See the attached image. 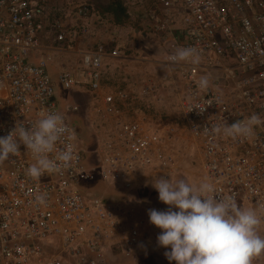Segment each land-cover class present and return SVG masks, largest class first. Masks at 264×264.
Segmentation results:
<instances>
[{
	"label": "built area",
	"instance_id": "1",
	"mask_svg": "<svg viewBox=\"0 0 264 264\" xmlns=\"http://www.w3.org/2000/svg\"><path fill=\"white\" fill-rule=\"evenodd\" d=\"M136 1L160 10L151 27L156 35L170 34L178 21L183 24L181 36L169 44L166 65L175 68L183 84L179 108L200 148L203 179L214 184L218 197H233L240 208L256 210L262 220L258 230L264 233V0ZM93 11L84 4L76 14L86 18ZM89 32L66 28L32 0H0V136L55 112L75 137L67 141L75 152L71 166L38 180L27 174L35 161L23 145L0 162V264H105L111 251L129 259L143 242L157 243L160 229L149 217L136 218L127 202L105 201L79 189L100 178L133 191L144 176H169L175 167L173 130L150 116L128 117L130 91L104 90L109 56L104 43L81 49ZM179 47L194 48L198 62H171ZM64 54L76 55L74 66L56 64ZM50 65L60 68L57 82L63 89L89 93L106 128L93 165H86L77 133L57 102ZM205 76L209 87L203 90L198 83ZM157 93V82L147 79L139 98L159 102ZM253 115L261 123L251 138L213 131ZM39 195L45 196L44 205L37 202Z\"/></svg>",
	"mask_w": 264,
	"mask_h": 264
},
{
	"label": "clouds",
	"instance_id": "2",
	"mask_svg": "<svg viewBox=\"0 0 264 264\" xmlns=\"http://www.w3.org/2000/svg\"><path fill=\"white\" fill-rule=\"evenodd\" d=\"M169 59L194 64L199 54L194 48L179 47ZM198 87L206 90L209 79L202 77ZM260 123V117L253 115L230 125L214 126L213 131L234 139L251 138ZM74 138L63 116L50 112L30 127L16 124L7 136H0V162L20 152L23 145L35 161L27 174L38 180L45 173L71 166L75 152L67 141ZM152 187L168 207L150 209L146 217L160 229L157 243L166 250L169 264H253L255 257L264 255V238L257 231L261 217L254 209L240 208L233 197H218L212 182L205 179L194 184L161 177L154 178ZM36 200L41 205L46 203L44 195Z\"/></svg>",
	"mask_w": 264,
	"mask_h": 264
},
{
	"label": "rangeland",
	"instance_id": "3",
	"mask_svg": "<svg viewBox=\"0 0 264 264\" xmlns=\"http://www.w3.org/2000/svg\"><path fill=\"white\" fill-rule=\"evenodd\" d=\"M99 20V21H95ZM101 24V25H100ZM93 26L96 27L100 34L112 33L120 35L123 44H113L110 42L105 45L108 61L105 63L103 70L104 90L111 91H130L133 97L132 106L129 107L128 117L131 114L145 115L152 117L153 122L163 125L164 129L173 130L174 140L172 142V151L175 158V167L170 174L173 181L177 179H186L190 183H199L204 180L201 173V151L198 143L195 142L189 134L179 108V97L183 84L179 80V75L174 67H167L165 51L168 41L165 36L156 35L153 33L147 34V40L142 39L141 43L137 44L134 37V28L130 26H121L120 31H115L114 25L109 26L107 20L93 19ZM113 40V38H111ZM110 39V40H111ZM135 42V43H134ZM97 44L92 47L95 48ZM122 57V59L114 60ZM120 60L122 62H120ZM34 62L35 60L32 59ZM125 64L127 71L121 72V67L117 65L116 70L113 68V63ZM56 68V67H55ZM49 66L48 70L52 77L55 78L57 102L64 112L65 117L70 121L74 129H77L76 124L81 125L82 133L78 134V146L84 152L85 163L87 166L96 163L95 151L99 144L105 140L106 130L104 124L96 116L95 109L92 105L93 100L84 90L66 91L57 82L58 70ZM140 72V75H138ZM125 74V78L123 77ZM56 76V77H54ZM119 76V77H118ZM126 79L122 81L124 86L117 85V79ZM155 79L158 84L159 102L150 105L147 108L149 101L139 98V91L147 79ZM120 86V87H119ZM119 87V88H118ZM123 87V88H122ZM72 107H77L78 111H70ZM76 123V124H74ZM169 176L162 178L168 179ZM153 176H144L143 180L136 185L135 190L127 191L123 188H113L108 186L100 178L93 181L83 182L79 185V189L84 195H96L100 198H108L116 196L122 199V202H127L136 210V218H145L148 216L150 209L154 208V200L158 197V192L152 187ZM258 234L264 238V233L257 230ZM160 233V232H159ZM158 233V235H159ZM165 249L158 246V243L143 242L135 255L130 259H125L120 256L117 251H111L108 255L105 264H169L165 257ZM258 260V264H264V255L254 258ZM174 264V262H173Z\"/></svg>",
	"mask_w": 264,
	"mask_h": 264
},
{
	"label": "crops",
	"instance_id": "4",
	"mask_svg": "<svg viewBox=\"0 0 264 264\" xmlns=\"http://www.w3.org/2000/svg\"><path fill=\"white\" fill-rule=\"evenodd\" d=\"M32 1L37 2L39 4H43L48 17L50 19L61 20V22L66 28L73 29L75 31H82L83 28L90 29L91 32L84 34L82 37V44H81L82 50H84V48L91 49L93 48L92 47L93 45L95 44L98 45L99 43H104L105 45L109 44L110 42H113V44L125 43L121 40L120 35H114L115 32H113V34L109 32L100 34L97 31L96 27L92 25L93 19L102 18L103 20H107V24H109V26L114 25L116 28H118L115 31H120V28H122L121 26L126 27L132 24L133 26H135L134 37H135V42H137L136 44L137 46L142 41V39H140V36L143 37V39L147 40V36H148L147 34L153 33L151 27L155 22V17L161 14V12H159L160 10L156 8L154 5H150L147 3L141 4L138 3L136 0H116L122 5L125 12V17L124 18L122 17L121 21L118 22L114 14L108 11L110 4L114 0H32ZM84 4L91 5L94 11L86 18H80L76 14L77 8ZM95 21H99V20H95ZM183 29H184L183 24L180 21H178L174 26H172V32L170 34L162 35L165 36L166 40L168 41L167 49L165 51L166 56L168 53L169 44H171L173 37L174 36L180 37ZM111 38H113V40ZM75 56H76L75 54H70V55L64 54L61 58L56 60V64L63 63V65L67 67L74 66L75 61L77 60ZM118 59H122V57L115 58L114 60H118ZM120 62L122 61L120 60ZM113 64H114L113 68L119 65V67H121L122 69L121 72L127 71L128 69L126 68L125 64L116 63V62ZM50 66H52L53 68L56 67V65L55 66L50 65ZM55 69L58 70L57 72L60 71V68L58 66ZM114 69L116 73L117 71L119 73L120 70L118 69L116 70V68ZM138 75L141 76L140 72H138ZM124 76L125 74L123 73V77ZM124 78L120 80L117 79V85L124 86V84L122 83V81L123 82L126 81V79ZM86 93L89 95L88 92ZM158 94L159 93H157V95ZM158 99L160 100L161 98L158 97ZM148 101L149 103L151 102L152 104L157 103V102L153 103L152 99H148Z\"/></svg>",
	"mask_w": 264,
	"mask_h": 264
},
{
	"label": "trees",
	"instance_id": "5",
	"mask_svg": "<svg viewBox=\"0 0 264 264\" xmlns=\"http://www.w3.org/2000/svg\"><path fill=\"white\" fill-rule=\"evenodd\" d=\"M108 11L112 12L114 14V16L116 17L117 21L120 22L122 17L124 18L125 17V12H124V9L122 7V5L117 2L116 0H114L111 4H110V7L108 9ZM76 124V123H74ZM78 125L77 126V129H75L76 133H77V136L78 134H81L82 133V130H81V125L78 123L76 124ZM157 199L154 200V208L156 210H166L167 209V205L163 204L162 202L159 201L158 197H156ZM105 201H109V202H113V203H124L122 202V199L116 197V196H111V197H106V198H103Z\"/></svg>",
	"mask_w": 264,
	"mask_h": 264
}]
</instances>
